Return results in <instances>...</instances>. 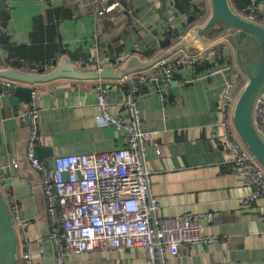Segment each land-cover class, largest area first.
<instances>
[{"label": "crops", "instance_id": "0c3cea01", "mask_svg": "<svg viewBox=\"0 0 264 264\" xmlns=\"http://www.w3.org/2000/svg\"><path fill=\"white\" fill-rule=\"evenodd\" d=\"M10 20L2 27L15 61L42 65L63 59L65 51L76 54L71 63L81 73H95L99 65L119 63L138 55L141 63L161 52L159 44L174 34L188 36L194 49L204 52L198 64L186 67L173 63V78L158 85L144 86L137 98L142 127L158 131L148 145L147 167L151 171V193L160 204L161 217L185 213H215L204 220V232L217 236L214 245L183 246L165 264H264V202L242 206L250 187L237 175L230 156L219 142L215 124L226 82L234 81L242 93L248 75L237 50L221 37L214 44L192 32L202 27L210 12L211 0H126L111 20H97L94 0H2ZM206 5V17L197 18L195 5ZM158 44V45H157ZM156 52L151 58L144 53ZM1 46V45H0ZM179 54L186 52L180 51ZM178 54V55H179ZM177 53L169 59L175 61ZM229 66L225 75L210 76L217 67ZM152 67L145 71H154ZM29 72V71H27ZM128 77L106 79L109 101L121 104L131 91ZM99 80L58 79L33 86L21 85L38 96L41 106L37 147L47 166L56 157L102 153L124 147L113 127H99L93 88ZM0 90V164L9 175V184L0 185L10 208L15 209L18 257L31 253L30 264H56L45 216L46 198L41 175L26 156L29 137L30 93L26 89ZM119 113V110H115ZM160 153H157V151ZM15 164L17 166H15ZM26 225V228H22ZM28 230V231H27ZM27 231V232H26ZM30 246L28 247V245ZM69 264H146L140 250L102 253L95 251L70 256Z\"/></svg>", "mask_w": 264, "mask_h": 264}, {"label": "built area", "instance_id": "2783aa9c", "mask_svg": "<svg viewBox=\"0 0 264 264\" xmlns=\"http://www.w3.org/2000/svg\"><path fill=\"white\" fill-rule=\"evenodd\" d=\"M228 1L240 19L264 29V0H250L244 7H240L237 0ZM121 4V0H94L95 18L109 16L116 20L112 13L120 9ZM178 54L174 62L170 57L160 61L154 71L128 75L131 91L119 105L109 101V87L103 80L94 86L96 106L100 111L97 124L113 127L116 135L125 141L124 147L112 151L59 156L52 167L47 166L36 154L41 106L37 94H31L26 156L31 167L41 175L47 204L45 216L56 264H69L70 256L126 250L142 251L146 264H165L169 254L176 256L183 246L214 245L219 241L217 236L204 232L203 221L211 220L215 213L161 217L159 201L151 193L147 148L159 132L142 127L137 98L144 86L169 83L173 78V63L192 67L199 63L204 52ZM111 66L100 64L95 72L101 74ZM229 70V66L217 67L210 76L225 75ZM0 85L8 87L11 84L0 79ZM5 93L2 91L1 95ZM240 94L236 92L234 81L226 82L215 127L234 172L250 187L241 201L242 206H248L264 202V168L247 149L235 126L234 113ZM253 123L264 141V92L256 98ZM21 227L26 228V225ZM30 259L28 252L24 255L25 264H30Z\"/></svg>", "mask_w": 264, "mask_h": 264}, {"label": "water", "instance_id": "95a60500", "mask_svg": "<svg viewBox=\"0 0 264 264\" xmlns=\"http://www.w3.org/2000/svg\"><path fill=\"white\" fill-rule=\"evenodd\" d=\"M166 0H162L165 5ZM240 7L250 3V0H237ZM212 14L207 22L200 28L192 32L197 38H205L207 42H212L207 35L216 25L223 23V33L220 37L227 38L235 46L238 59L248 75V82L245 85L237 101L234 122L237 132L255 159L264 168V141L259 137L253 123V109L256 98L264 92V29L258 25L248 23L240 19L230 7L228 0H211ZM0 8L4 16L2 27L7 28L10 14L6 9L5 3L0 0ZM264 15V12H262ZM179 35L174 34L166 42L159 44L161 52L151 61L141 63L138 55L131 57L128 61L120 62L124 66L121 70L113 71L111 67H106L105 71L99 73H81L72 65L79 62L76 54L71 51L62 53L66 55L63 59H53L51 62L42 65H25L22 59L15 61L9 46H0V79L8 81L11 85L4 87L3 91H19L26 89L31 94L30 89L21 85L33 86L36 84L48 83L58 79L74 80H120L126 78L131 73L148 70L154 67L163 59L185 51L189 55H194L197 51L189 39L179 40ZM158 45V44H157ZM147 51L144 55L147 58L153 57L156 47ZM29 71V72H27ZM28 120V116L25 118ZM38 158L44 154L40 148H36ZM9 175L2 169L0 164V185L9 184ZM6 195L0 188V264H21L18 257V232L16 230L15 209L6 201ZM28 231V230H27ZM26 231V232H27Z\"/></svg>", "mask_w": 264, "mask_h": 264}, {"label": "trees", "instance_id": "16d2710c", "mask_svg": "<svg viewBox=\"0 0 264 264\" xmlns=\"http://www.w3.org/2000/svg\"><path fill=\"white\" fill-rule=\"evenodd\" d=\"M121 2L123 4L126 5V0H121ZM194 14H196L197 18L201 19L204 18V16L206 17V5L205 4H199V5H195L194 7ZM223 33V23H219L218 25L215 26V28L209 32V34L207 35V37L211 40H214L218 37L221 36V34ZM5 39L4 37H0V45L4 46L5 45Z\"/></svg>", "mask_w": 264, "mask_h": 264}, {"label": "rangeland", "instance_id": "374dc122", "mask_svg": "<svg viewBox=\"0 0 264 264\" xmlns=\"http://www.w3.org/2000/svg\"><path fill=\"white\" fill-rule=\"evenodd\" d=\"M211 14H212V9H210V12L208 13V15H207V17H206V21L208 20V18L211 16ZM228 42H229V44L232 46V43H231V41L228 39L227 40Z\"/></svg>", "mask_w": 264, "mask_h": 264}]
</instances>
